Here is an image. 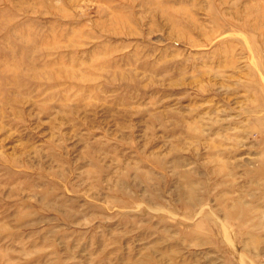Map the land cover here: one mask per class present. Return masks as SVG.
Here are the masks:
<instances>
[{"label":"rangeland","instance_id":"rangeland-1","mask_svg":"<svg viewBox=\"0 0 264 264\" xmlns=\"http://www.w3.org/2000/svg\"><path fill=\"white\" fill-rule=\"evenodd\" d=\"M0 264H264V0H0Z\"/></svg>","mask_w":264,"mask_h":264}]
</instances>
